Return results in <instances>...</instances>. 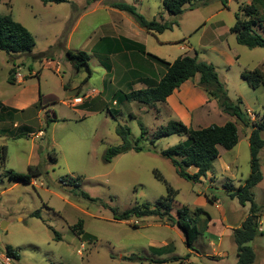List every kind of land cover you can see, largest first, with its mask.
<instances>
[{
    "label": "rangeland",
    "instance_id": "374dc122",
    "mask_svg": "<svg viewBox=\"0 0 264 264\" xmlns=\"http://www.w3.org/2000/svg\"><path fill=\"white\" fill-rule=\"evenodd\" d=\"M110 1L135 5L149 20L160 19L164 14L168 22L175 19L164 10L163 0H69L62 4L0 0V16H12L36 41L31 54L8 55L0 50V100L20 89L8 82L13 67L16 75L18 67L22 76L33 73L35 77L24 86H32L33 91L38 85L42 95V103L16 114L13 121L0 126V146L7 147L6 162H0V249L11 247L18 252L20 258L14 264H237L234 233L225 228L231 226L229 219L235 226V221L241 222L250 212V203L241 205L229 191L237 189L250 175L251 127L235 118L239 143L232 150L222 148V158L214 162L210 178L191 183L181 178L171 162L160 154L184 137H165L152 146L158 126H154L157 121L151 105L120 101L115 104L120 97L117 89L103 95L105 103L85 115L81 112L78 115L70 105L64 84L80 85L71 92L73 95L90 90L89 98L96 97L106 71L101 64L104 57L99 56L100 61L93 57L89 63L92 75L88 78V69L76 71L66 53L83 50L92 55L88 36L110 20L111 12L104 9L92 12L83 18L80 29L71 37L72 29L84 12L91 11L94 5L108 6ZM201 1L195 3L198 5ZM250 5L256 6L257 18L263 26L264 0H210L208 5L195 9L187 5L178 20L206 22L208 28L227 29L235 25L236 14L240 21L247 19L242 9ZM116 12L146 33L130 14ZM117 13L114 15L118 17ZM98 30L96 36L102 31ZM166 35L173 33L169 31ZM193 37L194 40L189 39L191 44L200 39L196 33ZM233 37L235 42L231 45L238 48L239 61L235 67L219 69V77L229 97L242 100L241 107L248 115L251 113V121H260L264 118V86L252 89L241 72L259 69L264 73V48L242 46ZM179 44L166 49L175 51ZM52 111L59 121L48 126L46 122L52 119ZM79 116L85 118L79 119ZM139 122L149 127H145L147 134L141 143L144 150L129 151L110 163L105 162L106 150L122 142L116 132L118 124L128 126L131 140L135 141L141 136ZM261 136L264 139V131ZM54 155L58 157L57 163L51 160ZM259 157L264 177V149ZM29 166H38L43 173L34 183L24 184L9 178L10 171L27 173ZM157 175L172 186L171 194L176 198L171 212L173 218H178L182 207H188L189 216L199 229L193 249L187 246L181 230L166 219L132 218L128 222L114 219V211L122 213L135 205H153L167 195L166 185ZM76 178L80 179L77 181L80 187L72 182ZM82 191L90 199L82 197ZM253 191L260 207L262 231L250 245L256 253L254 264H264V178ZM200 199L201 203H197ZM197 209L204 212L197 213ZM224 212L229 219L222 216ZM79 221L84 224L82 237L71 229Z\"/></svg>",
    "mask_w": 264,
    "mask_h": 264
},
{
    "label": "trees",
    "instance_id": "16d2710c",
    "mask_svg": "<svg viewBox=\"0 0 264 264\" xmlns=\"http://www.w3.org/2000/svg\"><path fill=\"white\" fill-rule=\"evenodd\" d=\"M44 4L67 3L69 0H41ZM199 0H163V8L170 15L175 17L173 21H163V19L149 20L144 15L138 12L137 7L123 1H110L108 6L122 12L130 14L136 23L149 33H163L166 30H172L174 26L178 25V18L184 13L185 6L189 5V9H195L199 6H206L210 0H202L200 4H196ZM223 5L227 6L226 1ZM243 12L246 20L240 21L238 14H236V23L231 28V32L236 35L237 43L251 49L264 48V25L260 24L258 20V11L256 6L250 5L244 7ZM127 48L139 49L145 53L143 45L122 39ZM36 46V41L33 34L20 22L13 19L12 16H0V50L8 55H25L31 54ZM67 59L73 65L76 71H80L86 67L91 75L89 67L90 55L84 51L72 52L67 51ZM155 59L165 70L157 85H150L146 89L132 90L129 93L120 92V100L123 102H138L143 105H154L156 103H165L167 98L173 92L179 89L186 81L193 79L196 75H200L199 86L209 95L210 98L217 100L222 111L232 117L237 118L247 127H251L252 131L249 136L250 141V175L237 189L230 190L231 197L237 198L241 205L250 203V212L248 217L244 220L240 228L234 229V241L237 245V264H254L256 261V253L250 243L261 234L260 207L255 202L254 188L263 181V173L261 170V160L259 154L264 149V139L261 133L264 131V118L260 121H251L247 112H245L241 105L242 100H232L229 97L228 91L224 83L221 82L216 67L206 61L199 60L196 56H181L173 62H167L159 59L153 55H149ZM106 66V65H105ZM107 69L109 67L107 66ZM16 69L13 67L10 70L9 83L14 84ZM242 78L248 83L252 89H257L264 86V73L255 69L253 71L245 70L241 73ZM42 103V96L39 93ZM122 97V98H121ZM38 103V104H39ZM116 103V104H117ZM7 110L6 107L0 103V112ZM53 117L47 121L49 126L51 123L59 121L56 113L53 112ZM111 115L115 117L110 110ZM237 123L229 121L226 124L211 125L206 128L195 129L188 127L180 121H170L165 127H160L154 139L151 141L152 146H156L157 141L162 138L178 135L184 137L178 144L161 151V156L169 160L174 166L176 173L183 179L191 183H200L203 178H206L208 173L214 169V162L220 156V148L225 150H232L239 143V132ZM141 129V136L135 141L131 140V130L128 126L118 124L116 132L121 138V144L118 146L109 147L104 154V161L110 163L116 157L129 152H141L144 147L141 145L147 134L146 128L142 122H139ZM7 147L0 146V162H6ZM53 163L58 162L57 155L51 157ZM40 167L29 166L27 173H18L15 171L9 172L11 180L21 182L24 184H32L33 181L42 175ZM158 180L164 182L167 188V195L162 197L156 204H142L118 213L114 211V219L116 221H129L132 218H146L159 217L166 219L172 225H176L184 234L186 244L193 249V245L199 236V229L194 223V220L189 216L188 207H182L178 211V218L175 219L171 215L175 199L172 196V186L164 179L163 176L157 175ZM72 182H77L79 178L73 179ZM77 186L80 184L77 182ZM226 188V187H225ZM82 197L90 199L86 192H81ZM178 195V194H177ZM212 201V200H211ZM204 212L202 209H197L198 212ZM36 216L39 213L35 214ZM83 222L79 221L71 227L76 236L82 237L84 235ZM56 239L61 240L58 232H56ZM10 254L19 259V254L11 247H7ZM127 260H132L133 257H125Z\"/></svg>",
    "mask_w": 264,
    "mask_h": 264
},
{
    "label": "crops",
    "instance_id": "0c3cea01",
    "mask_svg": "<svg viewBox=\"0 0 264 264\" xmlns=\"http://www.w3.org/2000/svg\"><path fill=\"white\" fill-rule=\"evenodd\" d=\"M134 4H137V1L134 2ZM102 9L111 12L110 20L98 27V29H102L99 36H96L98 30L96 29L89 34L87 40L89 43L88 47L93 53L90 55L89 63L93 57H96L98 60L99 56L104 57V61L101 62V64L104 66L106 72L102 79V88L98 91L99 95L89 98L90 90H87L85 93L77 91L76 94L73 95L71 92L74 93V90L78 89L80 85L68 87L67 84H64L63 87L69 95L71 107L74 108L78 115L80 112L85 115V113L96 111L97 105L105 103L103 95L108 94L114 89H117L116 93H129L132 90L146 89L150 85H157L165 68L149 55H153L167 62H173L181 56H196L201 61L213 64L217 69L218 75L220 72L219 69L235 67L239 61L240 55L238 48L231 45L235 42L233 36L236 37V35L231 32L232 27L227 29H223L224 27L220 26L208 28L206 22H203V24H195L186 20H178V25L174 26L172 30H166L163 33L155 34L145 30L146 33H143V31L136 28L130 20L128 21L123 14L122 16H124V18L119 16V13L116 11L120 10L109 6L101 7L99 5H94L91 11L84 12L75 23L71 37L80 29L83 18L90 15L92 12H100ZM115 13H117L118 17L114 15ZM165 16L166 14L161 17L164 22L166 21ZM175 30H178L177 33H174ZM169 31L172 32L173 35H166V32ZM195 33L200 35V39L195 44H191L189 39L194 40L195 37H193V35ZM122 39L143 45L145 53H142L139 49L127 48L125 42H122ZM176 43L180 44L175 51H168L166 49L173 48ZM67 50L70 49L68 48ZM107 66L109 69H107ZM18 69V73L14 78V84L12 85L18 86L20 89L15 94H10L0 100V103L7 108V110L0 112V126H2V124L3 126L7 125L8 122L14 120L16 114L26 112L38 104L40 100L38 85H35V90L33 91L32 86H24L25 83L30 81V78L32 79L35 77L34 74L22 76L20 74V67H18ZM91 75H88V78H90ZM85 79L87 81V78ZM199 81L200 75L198 74L193 79L186 81L179 89L175 90L173 94L167 98L165 103L151 105L155 115L154 119L157 121V123H154L155 127L158 126V128L156 127L157 130L160 127H165L172 120L180 121L186 126L195 129L206 128L214 124L222 126L229 121L236 122L235 117L224 113L219 107L217 100L210 98L199 86ZM97 102H99V104H97ZM116 103L117 101L115 104ZM225 114L228 115V117H224ZM249 115H251V113H249ZM80 117L81 116L78 118H85V116L83 118ZM145 127L148 126L145 125ZM219 150V159H221L222 147ZM225 168L230 170L228 165H226ZM212 174V172L208 173L207 177L203 178L202 181L210 178ZM201 200L202 199L197 203H201ZM222 216L229 219L227 212H224ZM245 219H242L241 222L235 221V226H232L231 219H229L231 226H226L225 230H229L233 234L234 229L240 228ZM260 224V230L262 231L261 219ZM211 244L214 245V242L212 241ZM157 260L163 259L157 258Z\"/></svg>",
    "mask_w": 264,
    "mask_h": 264
},
{
    "label": "built area",
    "instance_id": "2783aa9c",
    "mask_svg": "<svg viewBox=\"0 0 264 264\" xmlns=\"http://www.w3.org/2000/svg\"><path fill=\"white\" fill-rule=\"evenodd\" d=\"M14 255L10 254L7 249H0V264H14Z\"/></svg>",
    "mask_w": 264,
    "mask_h": 264
},
{
    "label": "water",
    "instance_id": "95a60500",
    "mask_svg": "<svg viewBox=\"0 0 264 264\" xmlns=\"http://www.w3.org/2000/svg\"><path fill=\"white\" fill-rule=\"evenodd\" d=\"M2 227H4V226H2Z\"/></svg>",
    "mask_w": 264,
    "mask_h": 264
}]
</instances>
